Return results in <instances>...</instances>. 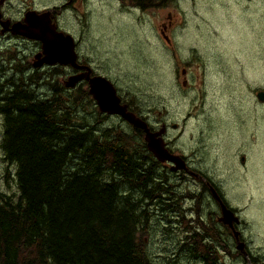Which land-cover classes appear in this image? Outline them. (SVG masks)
<instances>
[{
	"label": "trees",
	"instance_id": "trees-1",
	"mask_svg": "<svg viewBox=\"0 0 264 264\" xmlns=\"http://www.w3.org/2000/svg\"><path fill=\"white\" fill-rule=\"evenodd\" d=\"M20 74L0 84L4 176L9 186L14 167L17 189L0 191V264H151L147 211L130 202L152 206L157 188L143 131L75 129L64 94L40 99L43 79Z\"/></svg>",
	"mask_w": 264,
	"mask_h": 264
},
{
	"label": "rangeland",
	"instance_id": "rangeland-1",
	"mask_svg": "<svg viewBox=\"0 0 264 264\" xmlns=\"http://www.w3.org/2000/svg\"><path fill=\"white\" fill-rule=\"evenodd\" d=\"M31 1L14 0V13L18 14L19 7L22 5L26 7V4H30ZM33 1L35 4L37 3L36 0ZM64 1H44L42 4L52 7L56 4L60 5ZM81 1L75 4V9L65 11V17L63 18H69L71 23L69 25L65 24L62 18L61 21L67 28L72 29L77 37L84 29L81 49L85 52L86 57L93 63L95 62L96 65L109 71L107 74L115 79L120 95L127 98L136 111L138 109L144 111L143 117L146 116L145 113L151 110L156 114L166 111V117L169 119H178L180 115L186 117L190 112L198 116L201 110L195 109L199 107L197 105L201 100L194 102L196 105L191 110L192 102L197 93H188L185 97V93L179 91L175 84L171 82L175 73H178L180 69L181 59L186 60L193 47L197 49L203 64L205 63L203 51L197 48L196 45L198 41L204 44L210 41L215 52H218V57L224 60L230 73L250 74L248 71L250 65H253L251 66L252 69L259 70L262 66V59L264 68V51L262 52L264 49V2L262 0H253L252 4L245 0L244 3L240 2L241 7L239 8L235 0H170L163 8L152 11H141L136 6L137 0H101V4L98 3L99 0H84V4ZM141 1L144 5H148L150 2V0ZM228 5L230 6L229 9L227 8ZM95 10L100 13L93 15ZM121 10L123 13L119 15ZM252 13L253 16H251ZM169 15L172 16L171 20L168 19ZM254 19L259 20L256 29H254ZM117 22H123L125 26H119V29L105 27L106 23L112 25ZM99 24L104 27L96 34ZM163 24L168 25L167 36L173 43L171 45H167L168 42L160 35V28ZM180 34H183V36L180 37ZM95 38L97 41L101 39L99 42L101 45L100 50L95 45ZM131 39H133V42ZM135 43L136 46L134 47ZM12 48L14 46H10V52L5 51L3 57H6L8 53H13ZM132 48V53L128 56L127 53ZM148 52L157 57L162 53V58L159 60L160 65L157 64L155 68L153 67L150 60L154 57ZM136 54L138 55V61L135 59ZM139 58H141L140 61ZM188 59H191V73H202L203 69L205 71V67L203 68L200 61H195L192 56ZM154 60L156 61L155 58ZM255 60L260 63V68L254 66ZM164 65L165 70L162 72L160 68ZM2 66L4 69L19 68L15 66V63L12 66L7 65L6 61L2 63ZM220 67L224 69V64L211 60L209 66L210 76L212 77L215 69ZM162 73H165V75ZM26 74L28 73L22 74V77L25 78ZM34 74L36 73H29V75ZM40 74L46 75L47 73H39L37 77ZM63 75L64 73H60L55 78L50 77L49 79H47V76H42L43 80H39L40 85L36 87L43 89L36 93L37 97L50 99L54 93L49 85L53 86L55 80L63 84L62 81L65 78ZM9 77H14L17 81L20 79L19 74L9 71L3 80L6 81ZM166 80L167 85L165 86ZM223 85L220 106L216 107L215 116H219L218 108H224L228 113L234 114V119L241 118L243 114L233 111L228 105L233 106L231 103L240 100L241 96H244L247 108L246 123L239 126L242 127L243 134L240 137L233 136L234 130L238 131L239 127L229 125L227 130L231 136L230 138H224L216 132L210 133L206 126L205 128L197 126L193 121H191L192 125L187 127L185 134H192L201 144H207V150L204 153L214 156L216 149L214 144L217 143L221 146L223 156L217 163L213 164L217 171L212 170L208 175H214L216 180L222 183L221 189L229 196L228 198L226 195L230 206L239 210V216L247 224L246 234L248 238L252 239L254 249L261 247L260 252L264 253V110L262 114L257 115L258 122L254 124L255 112L252 105L253 97L256 96L253 94L255 87L264 90V76L257 85L252 82L245 87L244 91L236 86L235 89H239L237 93H230L232 90L226 84ZM208 86L206 103L218 102V93H213L214 90L210 88L209 82ZM30 89L34 91L33 86ZM79 95L80 93L76 92L78 98ZM72 99L73 103H69V105L74 108V103L78 101ZM94 111L93 107L87 106V119L84 118L83 113H79V117L84 122L82 128L99 127V130L96 131V135L99 136L100 133L104 134V132L109 131L110 127L100 126L95 118ZM257 129L262 134L258 143L259 148H262L261 155L246 152L249 163L245 171L233 174L230 177L231 182L224 188V191L223 180L226 179L227 174L220 168L224 166V161L228 160L227 158L234 157L233 159H236V142L244 145L247 151L255 149ZM206 130L210 133L209 137H207ZM4 132V123L0 116V191L8 193V190H10L9 192L12 191L16 194L17 189L13 182L16 169L14 167L10 168L12 179L8 175L7 183L9 186L5 180L7 174L4 176V172L9 168L2 147ZM223 141L227 143L225 147L222 146ZM189 144L190 141L186 146ZM134 200L138 199L134 198L130 202ZM143 209L144 207H141L140 210ZM156 226L160 230L157 223ZM184 231L187 232L188 230L185 228ZM167 235L168 241L165 243L164 248L174 247L170 241V234ZM143 242L151 264H161L164 260H167L161 256L163 250L161 234L155 228L152 229L149 224Z\"/></svg>",
	"mask_w": 264,
	"mask_h": 264
},
{
	"label": "flooded vegetation",
	"instance_id": "flooded-vegetation-1",
	"mask_svg": "<svg viewBox=\"0 0 264 264\" xmlns=\"http://www.w3.org/2000/svg\"><path fill=\"white\" fill-rule=\"evenodd\" d=\"M36 1L37 3L35 4L32 0L30 4H26V7L22 5L18 9V14H16L14 13V0H0V14L2 15V17H0V84L4 85L7 81V79L4 81L3 77H5L6 73L9 71L19 75H21L20 73H28L27 76L32 79L33 83L36 81L39 73H47V79L50 77L55 78L57 75H60V73H64L63 76H65V78L62 81L63 84H60L55 80L54 85H49V87L54 95L61 92L66 97L64 98L66 103L64 111L69 114L71 112L70 122L76 127L75 129H93V127L82 128L84 127V122L79 117V113H83L84 118L87 119V106L95 109V118L98 120L100 126L105 125L110 127L109 131L104 132V134L110 135V131L119 126V124H123L129 131L136 129L120 116L103 113L99 109L97 102L90 93V83L88 80L84 79L73 88H67L65 86L66 80L72 76L89 74L90 80L98 77L106 78L116 88L117 94L121 98V104L126 105L129 112L134 113L137 117L146 122L149 125L151 132L161 133L159 138L163 140L165 148L170 154L181 157L186 165L185 169L175 171L174 163L169 161H158L149 151L147 143L145 142V134L143 132L142 142L145 145L147 153L152 157L150 161H148L147 158L144 159V162L148 161L146 163L148 164L149 169L153 170V173H155L154 178L156 179L155 183L157 188L155 192L150 190L151 198L154 201L152 206H150L152 203H149L145 198H140L136 201L139 203L140 207H144V210L147 211L145 215L147 218V225L149 224L152 229L155 228L161 234L163 244L161 256L167 259L161 264H264V253L260 252L261 247L254 249L252 239L248 238L245 233L246 222L243 219H240V222L234 223L233 227L224 223L221 220V205L212 196L211 189L214 188L219 193V196L221 195L223 200L228 203L224 192L221 190V184L207 176L210 171H217L213 167V164L217 163L223 156L221 146L217 143L214 144V146L216 145V149L215 155L213 156L212 154L204 153L207 150V144H201V142L196 140L192 134H185L187 127L192 125L191 121L197 126L204 128L206 126L210 133L216 132L224 138H230L231 136L230 132L227 130L229 125H231V127L243 126L246 123L245 116L247 112L244 96H241L240 100L231 103L233 106L228 105L233 111L243 114L241 115V118L234 119V114L232 115L228 113L224 108L217 109L219 116L216 117L215 110L216 107L220 106V100L222 98L221 92L224 87L223 84H226L232 90L230 93H237L239 89L244 91L245 87L252 82L257 85L264 76L263 59L261 60V68L260 63L255 60L256 63L254 66L260 68L259 70L252 69L251 66L253 65H250V68L248 69L250 74L230 73L225 66L224 60L218 57V52H215L210 41H207L206 44L198 41L196 45L197 48L203 51L205 63L203 64L195 47H193L189 57L192 56L195 61H200L203 68L205 67V71L203 69L202 73H191V59H188V57V60L181 59L180 69L178 73H175L173 80H171L179 91L185 93V97L188 93H197L196 98L192 102L191 110L194 105H196L194 102L201 100L197 105L199 107L195 109L201 110L199 111L200 113L198 116L193 115V113L190 112L186 117L180 115L178 119H169L166 117V111H161L156 114L151 110L150 112L145 113L146 116L143 117L142 114H144V111H140L138 108V111H136L132 103L127 98L120 95V90L118 89V85L115 84V79L107 74L109 71L102 66L96 65L95 62L93 63L86 57L85 52L81 49L84 29H82L80 36L77 37L75 32L72 29L67 28L65 25L71 23L69 18H63L65 17V11L75 9V4L80 0H65L63 3H60V5L56 4L52 7L48 5L44 6L42 2L53 0ZM167 1L169 2L170 0H150L148 5H144L141 0H137L136 6L141 11H152L163 8L165 4L168 3ZM244 1L245 0H235L238 4L237 7H241L240 2L244 3ZM248 1L249 4H252L253 0ZM262 1L264 2V0ZM100 2L101 0H99L98 3ZM81 3L84 4V0H82ZM227 8L229 9L230 6L228 5ZM31 11H36L39 14L50 13L48 17H43L44 22L46 24L51 23L58 33L62 32L72 40L75 55H72L71 52L68 55L69 58L73 56L74 59L72 62H69L66 66H62L58 63H49L57 60L58 54L55 53L54 50H49L48 47L47 50H45L44 43L41 40L31 39L25 35H32V32L29 29V23L26 20L27 14ZM99 13V11L95 10L93 15ZM122 13L121 10L119 15ZM251 16H253V13ZM61 18L65 24L61 21ZM7 19L11 20V24L9 26H4L3 21H6ZM168 19L171 20L172 16L169 15ZM17 21L18 23H21V26L26 27L25 29L20 28L19 31L21 32L13 30V24ZM258 21V19H254V29L257 28ZM119 26L124 27L125 23L117 22L112 25L105 24V27H116L118 29ZM103 27L102 24H99L96 34H98ZM167 32L168 25L163 24L160 28V35L168 42L167 45H171L173 43L167 36ZM179 36L181 37L183 34H180ZM133 39H131L132 42ZM100 40L97 41L95 38L94 41L99 50L101 47L99 43ZM10 46H14V48L11 49L13 53H8L6 57H3L5 51L10 52ZM135 46L136 43L134 47ZM216 48L218 49L217 46ZM132 50L133 48L127 53L128 56L131 55ZM263 51L264 49L262 52ZM156 57L157 56L154 58ZM157 58L158 61L161 60L162 53H160ZM135 59L138 61L137 54L135 55ZM140 59L141 58H139V61ZM211 60L224 64V69L223 67L215 69V73H213L212 77L209 73ZM5 61L7 62V65L10 64L11 66L15 63V66H18L19 68L13 67L11 69H4L2 63ZM85 62H87V66L89 67L87 69L85 68ZM160 69L163 72L165 70V65ZM29 73L36 74L29 75ZM162 74L165 75V73ZM42 76L44 75L40 74V78ZM12 79L13 78L10 77L8 78L9 81ZM41 79H43V77ZM208 82L210 83V88L214 90L213 93H218V102L212 101L211 103H206L205 99L209 91ZM44 85L47 86L46 83H44ZM166 85L167 80L165 82V86ZM236 86L239 87L238 90L235 89ZM262 90L263 89L255 87V91H253V94L256 95L253 97L252 102L255 112L254 124H257L258 122L257 115L262 114V111L264 110V103L257 99L258 92ZM76 92L80 93L79 98L76 96ZM71 97L78 101L77 103H74V108L69 105V103H73ZM222 110L224 111L222 112ZM162 114L164 115L162 116ZM158 115L160 117H157ZM0 116L2 117L1 113ZM223 126L225 127L222 128ZM97 130H99V127L94 128L95 135ZM207 130L206 132L208 133ZM210 133H208L207 137H209ZM104 134L100 133V135H96V137L102 140L105 138ZM242 134V127H239L238 131L234 130L233 132V136L237 135L240 137ZM256 135L255 149H252L251 151H247V148L244 145L236 142V159H233L234 157L227 158L228 160L224 161V166L220 168L223 172L229 174L244 172L249 163L246 152H252L253 154L255 153L254 151H256V155H261L262 148H259L258 143L262 134L259 133L258 129ZM185 137L186 139L184 140ZM188 141H190V144L186 146ZM226 144L225 141L222 142V146L225 147ZM191 173L202 175L205 180L197 179L192 176ZM189 195H192L193 197H189ZM143 199L145 200L144 204ZM154 222L158 224L161 231L157 228L156 223L153 224ZM187 222L192 227L191 230H188V233L184 231V224ZM236 233H238V236H236ZM167 234H170V241L174 247L164 248L165 243L168 241ZM240 242L246 244L244 249L245 253L239 251L238 245Z\"/></svg>",
	"mask_w": 264,
	"mask_h": 264
},
{
	"label": "water",
	"instance_id": "water-1",
	"mask_svg": "<svg viewBox=\"0 0 264 264\" xmlns=\"http://www.w3.org/2000/svg\"><path fill=\"white\" fill-rule=\"evenodd\" d=\"M49 15L50 13L38 14L37 12H29L26 20L29 23V29L32 35H25L31 39L41 40L44 43L45 50H47L48 47L49 50H54L55 53L58 54V59L49 63L67 65L74 59L73 56L71 58L68 57L69 53L71 52L72 55H75L73 52L74 46L72 40L68 36L56 32V28L52 26L51 23L46 24L44 22L43 17H48ZM7 23L9 24V22ZM20 28L25 29L26 27L21 26L20 23H16L13 26V30L17 32H21L19 31ZM84 79L89 81L90 93L93 95L99 109L103 113L119 115L135 128L143 130L145 132V141L147 142L148 149L159 161H170L175 163L176 168H174V170L186 168L184 161L180 157L170 154L165 148L163 140L159 138L161 133L151 132L146 122L138 118L134 113L129 112L126 105L121 104V98L118 96L116 88L106 78L98 77L90 80L89 74H83L70 77L65 82V85L68 88H73ZM258 98L260 101L264 102V91L258 94ZM214 197L218 199L221 204L222 221L230 226H232L234 222H239L234 212L222 203L216 193H214Z\"/></svg>",
	"mask_w": 264,
	"mask_h": 264
},
{
	"label": "bare ground",
	"instance_id": "bare-ground-1",
	"mask_svg": "<svg viewBox=\"0 0 264 264\" xmlns=\"http://www.w3.org/2000/svg\"><path fill=\"white\" fill-rule=\"evenodd\" d=\"M186 228V227H185ZM187 233H188V231H187ZM191 235V234H190Z\"/></svg>",
	"mask_w": 264,
	"mask_h": 264
}]
</instances>
